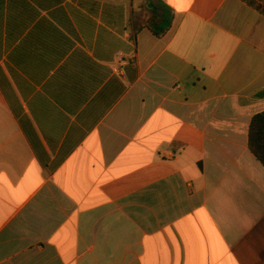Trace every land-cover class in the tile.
Masks as SVG:
<instances>
[{
  "label": "crops",
  "instance_id": "0c3cea01",
  "mask_svg": "<svg viewBox=\"0 0 264 264\" xmlns=\"http://www.w3.org/2000/svg\"><path fill=\"white\" fill-rule=\"evenodd\" d=\"M0 0V264H264V0Z\"/></svg>",
  "mask_w": 264,
  "mask_h": 264
},
{
  "label": "trees",
  "instance_id": "16d2710c",
  "mask_svg": "<svg viewBox=\"0 0 264 264\" xmlns=\"http://www.w3.org/2000/svg\"><path fill=\"white\" fill-rule=\"evenodd\" d=\"M174 11L162 0H143L129 19L131 39L136 40L143 30H149L155 37L163 38L173 27ZM259 96H264V92ZM249 149L264 166V112L255 115L249 129Z\"/></svg>",
  "mask_w": 264,
  "mask_h": 264
}]
</instances>
